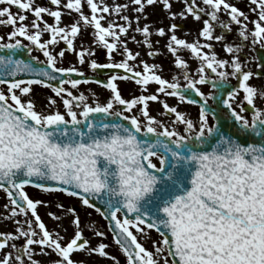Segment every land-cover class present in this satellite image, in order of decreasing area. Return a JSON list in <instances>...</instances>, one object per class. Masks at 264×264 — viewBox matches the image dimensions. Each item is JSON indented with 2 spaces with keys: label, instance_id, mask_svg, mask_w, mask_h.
<instances>
[{
  "label": "snow or ice",
  "instance_id": "1",
  "mask_svg": "<svg viewBox=\"0 0 264 264\" xmlns=\"http://www.w3.org/2000/svg\"><path fill=\"white\" fill-rule=\"evenodd\" d=\"M175 2L0 0L10 29L0 34V220L13 225L0 230V264H121L109 232L124 264H264V84L252 83L264 78V0H247V12L240 0ZM157 5L167 28L141 24ZM188 17L201 25L191 41L177 34ZM83 31L90 45L77 44ZM153 36L167 38L170 76L129 47L155 58ZM66 53L75 63L63 66ZM122 82L139 94L126 98ZM34 86L53 94L43 108Z\"/></svg>",
  "mask_w": 264,
  "mask_h": 264
},
{
  "label": "rangeland",
  "instance_id": "2",
  "mask_svg": "<svg viewBox=\"0 0 264 264\" xmlns=\"http://www.w3.org/2000/svg\"><path fill=\"white\" fill-rule=\"evenodd\" d=\"M243 1H244V4H247V0H243ZM108 2L111 3L112 0H108ZM117 2H127V0H117ZM36 3L37 4H44L45 0H36ZM180 5H182V4L179 3L177 0V2H175L173 5V10L180 7ZM151 8L152 9H150V12H148V15L151 17V20H152L151 22H156L154 17L157 14H155V10L153 9V7H151ZM85 11H86V13L88 12L87 9H85ZM72 16H75V13H73ZM72 16H67V15L64 16L63 17L64 23H70L72 20ZM88 31H90V30H88ZM88 31H83L82 35L77 40L78 45L80 43H83L86 46L91 44V37L89 36ZM62 45H63V43L59 47H62ZM137 50L140 51L138 46H136V51ZM100 51H101V49H97L96 56L99 55ZM140 52H141V55H145V54H143V51H140ZM102 55L104 56L105 52H102ZM144 58L147 59L148 61H150V63L155 62V63L161 64L163 67L165 65H167V62H170V63L172 62V57L169 53H167V55L164 57L167 59L166 61L164 60V58H161V57L152 58V57L146 56ZM70 62L75 63V56L73 54L66 53V58L63 62V66H68ZM76 66L77 67H83V66H80L78 64ZM87 88L96 89V85H90ZM81 90H83V86H81ZM97 91H100V89H97ZM51 95H53V94L51 93V91L49 89L42 88L40 86H34V97L33 98H34L38 108L45 107L46 106V98L48 96H51ZM104 95L106 96L107 93H104ZM101 98L103 99V97H101ZM155 107L158 109L160 107V105L157 104V105H155ZM29 191L34 196L39 195V193L36 189H29ZM45 198L46 199H54V197H45ZM59 199L63 200V202L65 204H74L75 203L78 205V201H75L73 198H69L66 196H60ZM4 202H5L4 193L0 192V205H3ZM2 210L3 209L0 208V211H2ZM39 211H40L42 218L45 220L46 224L48 225L49 229H56L57 228L56 222L51 220L48 216L45 215L46 209L41 208ZM80 213H81V216L84 220H92L99 226V228L105 229V230L107 229V221H105L102 217L99 216V214L95 213L91 209L81 208ZM87 213H91V216H88ZM61 227H67V233L66 234L62 233V235H65V239L70 238L73 234V230H72V227L68 226V221L65 220L63 222V224L61 225ZM12 228H13V225L10 222L0 220V230H11ZM151 236L153 239L157 238V234L155 232H152ZM107 242L110 244L109 251L111 253L116 254L118 256V258L120 259L121 264H124V257L121 253H119L117 246H115V244L112 240V235L110 232H109L108 237H107ZM93 243H95V240H93ZM146 246L151 248V241L150 240L146 243ZM75 258L84 259L83 254H79V256L75 257ZM91 260L94 262V264H112V262L110 260L100 259L98 257H92Z\"/></svg>",
  "mask_w": 264,
  "mask_h": 264
},
{
  "label": "flooded vegetation",
  "instance_id": "3",
  "mask_svg": "<svg viewBox=\"0 0 264 264\" xmlns=\"http://www.w3.org/2000/svg\"><path fill=\"white\" fill-rule=\"evenodd\" d=\"M233 2H236V0H233ZM238 6L241 7L242 10H244V11H246V12L248 11V8H247L246 4H244V1H243V0H241V1L238 3ZM180 8H182V5H180V7L176 8L175 10H178V9H180ZM150 9H152V8H151V7L147 8L146 12H147V13L150 12ZM153 9L155 10V14H157V15H155V17H154V19H155L156 22H151V21H152V20H151V17L148 15V20H147V21H144V20L142 19V20H141V24H143V23H151V24L153 25L154 28H156V27H165V28H167V26H168V24L170 23V21L166 18V14H165V12L162 11V9H161V7H160L159 5L153 7ZM252 18H254V16H252ZM32 19H33V17H32L31 15H29V16H28V21H26V22H30ZM45 19H48L49 22H52L51 19L48 18V17H45ZM177 22L180 23V24L182 25V27H181L180 29H178L177 34L180 35L182 38H186V39H188V40H190V41L196 37L197 30H198V28L201 27V25H200L199 23H197L196 21H194V20L192 19V17H188L186 20H178ZM133 27H135V25H133ZM250 27H251V25H250ZM9 30H10L9 27H6V26H0V34H5V33H7ZM233 30H235V29H233ZM218 31H219V30H218ZM185 33H188V35L185 36V35H184ZM131 34H132V33H130V35H131ZM45 38H47V36H45ZM137 39L139 40V39H141V37H140L139 35H137ZM152 39H153V41H154V47L157 48V49H159L160 52H161V55H159V56H157V57L164 58V57L167 55V53H168L167 50H166V48H165V43H166V39H167V38H166V37L161 38V37H158V36H153ZM157 40H159V43H158V44L155 43V41H157ZM229 40H230V41L232 40V37H231V36H229ZM24 42L27 43L26 40H25ZM136 46H138V45H136V44H134V43H131V42L129 43V47H130L131 49H133V51H136ZM62 47H64V44L62 45ZM138 48H139L140 51H143V54H145V53L148 51V50H147L144 46H142V45L138 46ZM245 51L249 52V54H251V55H255V54H256V53H252L251 50H250V49H247V48L245 49ZM258 51H261V50H258ZM102 52H104V50L101 49L99 55L95 57V58H96L98 61H100V62H104V61H105V55L103 56V55H102ZM70 54H71V53H70ZM31 55H33V56H39L41 60L44 59L43 56H42V54H41L38 50H34V51L31 53ZM141 56H142V57H146L145 55H141ZM116 59L118 60V59H120V57L117 56ZM164 60L166 61L167 59L164 58ZM149 62H150V61H149ZM193 62H194V61H193ZM163 63H164V62H163ZM252 67H255V62H253ZM82 68H83V71L85 72L86 75H93V73L91 72V70H89V69L87 68L86 65L83 66ZM174 71H175V69H174V66H173L172 62H171V63H170V62H167V65H165V66L163 67V74H164L166 77H167V76H170L171 74H173ZM235 83H236V81L233 80V84H235ZM252 83L255 84V85L264 84V78H261V79H254V80L252 81ZM93 85H94V84H93ZM82 86H83V90H84L85 87H88V86H90V85H88V86H84V85H82ZM120 87H121L122 94H123L126 98H127V97H130V96H132V95H134V94H139L138 89H137V86H136L134 83H132V82H126V83H125V82H122V83L120 84ZM154 87H155V85L152 86V88H154ZM242 95H243V94L241 93V97H240V98H242ZM240 98H238V101H237V102H239V99H240ZM170 103H171V101H170ZM209 103H212V101H209ZM245 103H246V102H245ZM257 103H258V104H261V103H264V102H262V101H260V100H257ZM155 105H157V104H152V105H151V108H152V110H153V114H158V113L156 112L157 108L155 107ZM234 106H235V105H234ZM184 108H185L186 110H188V111L192 114V116H195V115H196V111H197V109H196L195 106L184 105ZM238 110H239V109H238ZM245 114H249V113L246 112ZM153 232H154V231H153Z\"/></svg>",
  "mask_w": 264,
  "mask_h": 264
},
{
  "label": "water",
  "instance_id": "4",
  "mask_svg": "<svg viewBox=\"0 0 264 264\" xmlns=\"http://www.w3.org/2000/svg\"><path fill=\"white\" fill-rule=\"evenodd\" d=\"M21 58H29V53L27 52V50H23V54Z\"/></svg>",
  "mask_w": 264,
  "mask_h": 264
}]
</instances>
